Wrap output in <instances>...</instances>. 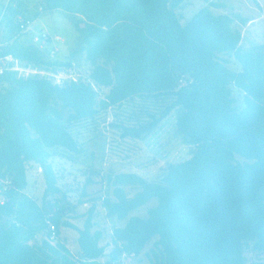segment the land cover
<instances>
[{
	"label": "trees",
	"instance_id": "obj_1",
	"mask_svg": "<svg viewBox=\"0 0 264 264\" xmlns=\"http://www.w3.org/2000/svg\"><path fill=\"white\" fill-rule=\"evenodd\" d=\"M22 1L0 0V24L7 28L0 57L64 76L83 54L88 79L108 92L97 102L89 82L56 84L14 71L0 76V176L11 179L0 202V264H114L137 256L154 238L155 264H246V247L258 257L253 264H264V46L240 49L233 18L205 7L181 24L175 10L185 0H39L33 13ZM42 12L61 14L79 36L65 60H45L19 41ZM228 52L240 71L219 59ZM230 84L243 92L239 111ZM134 98L143 117L118 122L121 138L142 140L176 111L175 132L191 150L167 164L159 182L107 175L111 195L101 206L106 216L126 220L111 231L112 249L100 262L105 248L102 232L93 229L94 207L81 227L71 223L75 207L57 185L50 150L78 154L69 125ZM29 162L43 175L39 203L24 194ZM126 185L138 191L127 196ZM152 199L145 217H128ZM61 228L77 233V257L52 243V231L55 237Z\"/></svg>",
	"mask_w": 264,
	"mask_h": 264
},
{
	"label": "rangeland",
	"instance_id": "obj_2",
	"mask_svg": "<svg viewBox=\"0 0 264 264\" xmlns=\"http://www.w3.org/2000/svg\"><path fill=\"white\" fill-rule=\"evenodd\" d=\"M6 0H1L5 2ZM39 0H23L26 9L34 12V4ZM212 3L217 6H212ZM3 5V4H2ZM208 8L211 13L225 14L233 18L232 28L240 31L239 48L249 50L253 46H264V0H185L175 10L181 24L201 8ZM245 20L241 22L239 19ZM7 28L0 24V44L5 41ZM59 38V40H57ZM79 36L72 25L59 13H40L29 27L21 34L19 41L32 45L45 60H65L76 48ZM227 68L233 72L240 71V65L233 53L218 55ZM24 71L17 74L22 77L29 75L45 76L55 83V76L63 82L74 79L92 84L97 93V102L104 99L108 88L99 87L88 79L90 65L84 60L83 54H76L70 72L66 75L49 72L44 68L33 67L20 63ZM51 71V70H50ZM5 87V86H4ZM234 100L233 106L239 111L244 106L243 92L233 84L229 86ZM142 103L138 99L124 102L99 112L92 119L71 123L69 131L76 139L80 152L68 153L62 149L50 150L51 164L60 189L67 192L68 199L74 205L71 223L81 227L89 207H94V228L102 232L100 245L104 246V256L99 259L104 262L112 249L111 231L124 225L125 220L108 217L101 206L104 197L111 195V187L106 182L107 175L117 173H135L147 181L159 182L165 166L169 163L182 161L188 157L191 146L187 145L175 132L174 120L176 111H172L159 127L142 140L121 138L118 122L133 124L136 118H141L139 108ZM239 163L248 162L235 156ZM26 169L27 187L24 194L39 203L45 184L40 167L29 162ZM127 196L138 191L137 186H123ZM156 203L155 199L128 214L130 216H146V210ZM44 235H37L35 241L40 243ZM77 233L72 229L61 228L59 235L52 243L62 242L70 252V256H78L76 243ZM155 238L148 242L137 256H121L114 264H155L151 253ZM157 253V252H156ZM158 254V253H157ZM246 264L258 262V257L249 247L244 249Z\"/></svg>",
	"mask_w": 264,
	"mask_h": 264
},
{
	"label": "built area",
	"instance_id": "obj_3",
	"mask_svg": "<svg viewBox=\"0 0 264 264\" xmlns=\"http://www.w3.org/2000/svg\"><path fill=\"white\" fill-rule=\"evenodd\" d=\"M57 40H59V38H57ZM20 63L15 60L14 58H12L10 55L5 56V57H0V76L3 75L6 71H14L16 73H18L19 71H24L19 67ZM27 76V75H26ZM56 81L55 83L58 84L60 83V81H58L60 79V77L55 76ZM73 81H75L74 79H72ZM11 187V179L4 175V176H0V202H2V195L4 194L5 191L9 190ZM51 239L54 238V233L52 231Z\"/></svg>",
	"mask_w": 264,
	"mask_h": 264
}]
</instances>
